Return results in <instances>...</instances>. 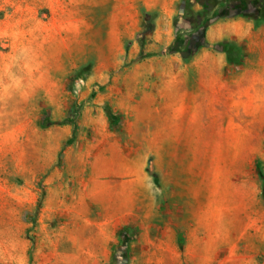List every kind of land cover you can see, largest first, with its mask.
I'll list each match as a JSON object with an SVG mask.
<instances>
[{"label": "rangeland", "instance_id": "1", "mask_svg": "<svg viewBox=\"0 0 264 264\" xmlns=\"http://www.w3.org/2000/svg\"><path fill=\"white\" fill-rule=\"evenodd\" d=\"M263 3L0 0V264H264Z\"/></svg>", "mask_w": 264, "mask_h": 264}, {"label": "crops", "instance_id": "2", "mask_svg": "<svg viewBox=\"0 0 264 264\" xmlns=\"http://www.w3.org/2000/svg\"><path fill=\"white\" fill-rule=\"evenodd\" d=\"M207 239H206V237H198V239H196V241L195 242H193L191 245H193L195 248H197V249H201V248H203L204 246H205V244L207 243ZM188 245V243H185L184 244V248H186V250L189 248V246H187Z\"/></svg>", "mask_w": 264, "mask_h": 264}, {"label": "trees", "instance_id": "3", "mask_svg": "<svg viewBox=\"0 0 264 264\" xmlns=\"http://www.w3.org/2000/svg\"><path fill=\"white\" fill-rule=\"evenodd\" d=\"M263 6H264V3H263ZM259 16L263 17V16H264V14H263V13H261V15H259Z\"/></svg>", "mask_w": 264, "mask_h": 264}]
</instances>
